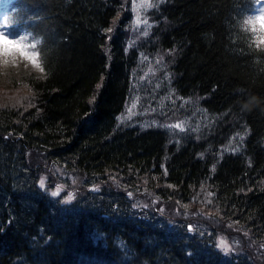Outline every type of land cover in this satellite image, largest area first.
<instances>
[{
    "label": "trees",
    "instance_id": "1",
    "mask_svg": "<svg viewBox=\"0 0 264 264\" xmlns=\"http://www.w3.org/2000/svg\"><path fill=\"white\" fill-rule=\"evenodd\" d=\"M256 1L4 8L45 71L0 75V264H264Z\"/></svg>",
    "mask_w": 264,
    "mask_h": 264
},
{
    "label": "snow or ice",
    "instance_id": "2",
    "mask_svg": "<svg viewBox=\"0 0 264 264\" xmlns=\"http://www.w3.org/2000/svg\"><path fill=\"white\" fill-rule=\"evenodd\" d=\"M257 22H259L260 27L257 28ZM244 24L248 27V29L253 33L254 40L253 44L256 48H264V8L260 9V14L254 17H248ZM12 25H0V64L8 63L9 59L20 57L24 59L26 62L30 63L33 67L37 68L41 73L45 71L44 67L41 63V53L39 51H35L36 48L35 43H26L25 37L23 34H15L10 31ZM107 31H111V29H107ZM99 87V85H98ZM247 107V105H245ZM179 127V125H176ZM40 187L42 189L45 188L44 181H40ZM51 197H59L60 193L57 191H52L49 194ZM129 197H131V193H128ZM211 196L212 194L209 193ZM72 199L71 194H68L66 200L57 201L60 203L70 202ZM188 230H192V225H188ZM217 247L222 248V250L227 253L229 247L227 243L221 240Z\"/></svg>",
    "mask_w": 264,
    "mask_h": 264
},
{
    "label": "rangeland",
    "instance_id": "3",
    "mask_svg": "<svg viewBox=\"0 0 264 264\" xmlns=\"http://www.w3.org/2000/svg\"><path fill=\"white\" fill-rule=\"evenodd\" d=\"M10 2V0H0V21L2 20L3 16V10L4 7ZM0 25H5V23L0 22ZM35 50V49H34ZM30 69L38 70L37 68L33 67L30 63L26 62L24 59L20 57H16L14 59L10 58L8 63L6 64H0V75H4V81L8 76L9 73H13L16 75V72H21V71H27ZM32 71V70H30Z\"/></svg>",
    "mask_w": 264,
    "mask_h": 264
}]
</instances>
